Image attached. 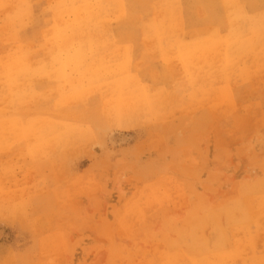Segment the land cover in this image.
Segmentation results:
<instances>
[{"label":"rangeland","instance_id":"1","mask_svg":"<svg viewBox=\"0 0 264 264\" xmlns=\"http://www.w3.org/2000/svg\"><path fill=\"white\" fill-rule=\"evenodd\" d=\"M0 264H264V0H0Z\"/></svg>","mask_w":264,"mask_h":264},{"label":"bare ground","instance_id":"2","mask_svg":"<svg viewBox=\"0 0 264 264\" xmlns=\"http://www.w3.org/2000/svg\"><path fill=\"white\" fill-rule=\"evenodd\" d=\"M78 1V0H77ZM83 2V1H82ZM94 2H96V1H94ZM89 3H90V1H89ZM91 4V3H90ZM83 7V6H82ZM94 7V6H93ZM88 9V8H87ZM94 9V8H93ZM80 10H81V8H80ZM75 12V11H74ZM78 14V13H77ZM80 14V13H79ZM82 14V13H81ZM88 14H90V13H88ZM60 18V17H59ZM58 18V19H59ZM57 19V20H58ZM81 19L82 18H76V25L75 26H73L72 27V31H73V35L77 38V39H79L80 40V42H79V45H81V46H79V48L74 52V54H73V56L70 58V60L68 61V63L71 65V66H73V67H77V66H80V64L82 63V62H84V61H88V60H90V59H92L93 61H95V59L98 57V56H100V54H101V47H104V46H106V48H108V49H110L111 48V46H112V44L111 43H109L108 44V42L106 41V44L104 43V46H103V41L101 40V38L100 37H98L97 35H95V34H93L92 33V31L90 30V28H88V27H86L83 23H81L80 21H81ZM152 24V23H151ZM150 24V25H151ZM164 24L166 25V27H165V34L167 35V38H168V40L170 39V38H173L174 36H175V34H172L175 30H176V28H175V25H174V20H173V16L171 15V14H165V19H164ZM150 27V26H149ZM148 31H149V28H148ZM157 31V30H156ZM53 33V32H52ZM149 36V35H148ZM61 37H63V41H65V42H68L69 41V37H66L65 35L64 36H61ZM70 37H72V36H70ZM102 38H103V36H102ZM85 39H87V43H86V41H85ZM148 39H150V38H148ZM147 39V40H148ZM58 40V39H57ZM146 41V40H145ZM177 42V41H176ZM58 45H59V42L57 43ZM60 47V46H59ZM192 47H190L189 49H191ZM187 49H188V47H187ZM105 59V58H104ZM106 60V59H105ZM107 61V60H106ZM168 61V60H167ZM100 62H105L104 60H103V57L100 59ZM108 63H109V61H107ZM104 67V66H103ZM105 70H107V71H111V68H110V66H108V65H106V62H105ZM107 74V73H106ZM79 77V76H78ZM81 77V76H80ZM79 77V78H80ZM111 78V77H110ZM80 82V81H79ZM63 126V125H62ZM74 129H75V127H74ZM72 130H73V128H72ZM76 130V129H75ZM73 131V133L74 132H76V134H79V133H77V130L76 131ZM31 131V130H30ZM70 131V130H69ZM68 131V132H69ZM53 132V131H52ZM56 132V131H55ZM72 132V131H71ZM71 132H69V134L71 133ZM78 132H79V130H78ZM65 133V132H64ZM72 133V134H73ZM66 134V133H65ZM75 133H74V135L73 136H70V135H68V137L70 136V139H72L71 137H74L75 135H76ZM63 135V134H62ZM67 136V135H66ZM65 136V137H66ZM84 136V135H83ZM64 137V136H63ZM64 137V138H65ZM84 137H86V136H84ZM56 138V137H55ZM55 138H54V140H52V141H54V142H57V140H55ZM33 140V139H32ZM63 141H64V139H63ZM66 141V140H65ZM53 142V143H54ZM60 142V141H59ZM62 142V141H61ZM66 142H68V140L66 141ZM66 142H64V143H66ZM50 143H51V141H50ZM68 143H70V142H68ZM67 143V144H68Z\"/></svg>","mask_w":264,"mask_h":264}]
</instances>
